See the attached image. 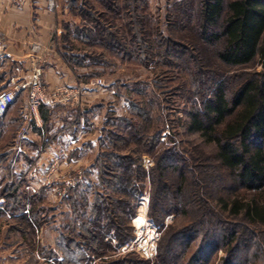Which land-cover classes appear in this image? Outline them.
Masks as SVG:
<instances>
[{
  "label": "rangeland",
  "instance_id": "rangeland-1",
  "mask_svg": "<svg viewBox=\"0 0 264 264\" xmlns=\"http://www.w3.org/2000/svg\"><path fill=\"white\" fill-rule=\"evenodd\" d=\"M202 2L58 0L53 12L57 20L53 42L64 43L63 38L69 37L65 44L70 52L85 58L82 67L71 69L79 81L71 86H82L83 97L80 103L66 107L71 116V143L69 149L61 146L60 155H54L51 148L60 138L50 134H31L32 141L20 152L15 139L29 128L21 127L16 134L14 129L4 130V120L0 123V264H104L129 255L155 264L164 233L187 224L184 215H168L161 230L150 217L156 178L152 171L157 160L163 159L167 166L179 160L172 157L177 154L195 168H206L198 177L209 174L213 177L209 182H217L212 159L215 146L191 130L192 114L208 94L214 75L231 77L243 71L222 64L215 48L202 39ZM83 25L89 31L106 28L107 45H83L77 36L94 38L98 32L85 33ZM260 69L256 63L244 71ZM1 72L0 78L4 76ZM99 78L104 82L102 89L86 88ZM90 115L96 117L97 126L85 129L81 120ZM113 156L122 159L115 161ZM129 166L140 169L141 174L137 190L122 187L126 202L133 203L117 214L130 219L132 231L125 232L126 242L118 246L115 232L108 229L106 247L94 255L78 230L90 210L82 205L102 202L107 194L115 196L119 181L108 175L118 171L125 179ZM212 194L211 198L227 196L229 191L221 195L214 190ZM82 197L88 198L80 201ZM211 204L221 210L218 201L211 199ZM133 209L131 217L128 213ZM143 213L145 223L137 226ZM100 216L106 219L109 215ZM258 244L255 241L251 249H244L243 261L237 264L251 260L261 264ZM225 255L220 250L211 264H221Z\"/></svg>",
  "mask_w": 264,
  "mask_h": 264
},
{
  "label": "trees",
  "instance_id": "trees-1",
  "mask_svg": "<svg viewBox=\"0 0 264 264\" xmlns=\"http://www.w3.org/2000/svg\"><path fill=\"white\" fill-rule=\"evenodd\" d=\"M116 12L121 14L120 9ZM199 18L202 39L215 48L219 61L243 71L231 77L214 75L209 81L208 94L192 114L191 130L215 146L212 159L216 163L213 169L217 182L210 183L213 177L209 174L198 177L206 168H195L177 154L172 157L179 160L167 166L163 159L157 160L152 171L156 178L152 182L150 217L161 230L168 215H184L189 220L181 229L171 227L164 233L155 264H211L212 257L220 250L226 253L221 264H237L243 261V250L251 249L255 241H259L258 257L263 258L261 264H264V0H203ZM83 28L87 29L85 33L98 31L94 38L89 34L77 36L83 45H107L106 28L93 31L87 25ZM63 39L65 42L58 45L64 61L71 69L82 67L85 58L74 56L65 44L70 42L69 37ZM256 63L261 67L259 71H244ZM198 65L203 75L204 63L200 60ZM111 173L115 175L108 177L119 181L115 183L118 195L107 194L101 198L102 202L95 200L91 206L82 205L90 210L78 230L94 255H100V249L106 247L108 229L115 232L118 246L126 242L125 232L132 231L130 219L125 220L117 211L132 206L133 202H126L122 187L127 185L137 190L140 169L129 166L125 179L118 171ZM213 188L221 195L226 191L229 194L211 198ZM211 199L218 201L221 210L211 204ZM104 202L108 204L103 207ZM104 212L109 215L106 219L100 216ZM128 214L133 217L134 209ZM67 249L72 251L71 247ZM247 263L255 264L253 260ZM104 264L150 262L133 260L129 255Z\"/></svg>",
  "mask_w": 264,
  "mask_h": 264
},
{
  "label": "crops",
  "instance_id": "crops-1",
  "mask_svg": "<svg viewBox=\"0 0 264 264\" xmlns=\"http://www.w3.org/2000/svg\"><path fill=\"white\" fill-rule=\"evenodd\" d=\"M56 28L57 20L53 13L47 11L45 0H0V40L5 44L4 51L0 53V69L4 74L0 78V88L9 89L15 83L28 79L35 58L40 59L44 68L42 83L49 92L79 82L62 58L58 43L53 42ZM35 45H40L43 51L34 52ZM26 97L25 93L21 94L10 108L4 118V130L14 129L18 134L25 126L33 137L55 135L60 140L51 145L54 155L61 154L57 152L62 151L61 146L69 149V109L49 102L43 105L40 122L37 123L21 117ZM96 120L91 115L88 119L83 118V128L97 126Z\"/></svg>",
  "mask_w": 264,
  "mask_h": 264
},
{
  "label": "built area",
  "instance_id": "built-area-1",
  "mask_svg": "<svg viewBox=\"0 0 264 264\" xmlns=\"http://www.w3.org/2000/svg\"><path fill=\"white\" fill-rule=\"evenodd\" d=\"M58 0H45L46 9L48 12L53 13L56 10ZM5 49V44L0 40V53ZM34 52L39 53L43 51L40 45H35ZM44 75V68L41 65L40 59L35 58L32 61L31 74L28 79L15 83L11 88L0 91V123L3 122L6 114L12 106L15 105L18 97L25 93L26 102L22 108V118L28 120H34L40 122L41 108L45 102H51L53 105H59L63 107H71L73 104L80 103L82 99V86L72 87L65 86L58 88L52 92H48L42 83ZM104 82L102 79H94L86 88L90 89H102ZM26 130V129H25ZM19 134L15 140L20 152H24V147L31 142V135L27 130ZM66 184L70 185L68 180Z\"/></svg>",
  "mask_w": 264,
  "mask_h": 264
},
{
  "label": "bare ground",
  "instance_id": "bare-ground-1",
  "mask_svg": "<svg viewBox=\"0 0 264 264\" xmlns=\"http://www.w3.org/2000/svg\"><path fill=\"white\" fill-rule=\"evenodd\" d=\"M145 223V214L143 213L142 215H140V217L136 220V225L137 226H143ZM149 249V248H148ZM152 250V249H151ZM146 252V251H145ZM150 253V251H149ZM147 255V254H146Z\"/></svg>",
  "mask_w": 264,
  "mask_h": 264
}]
</instances>
